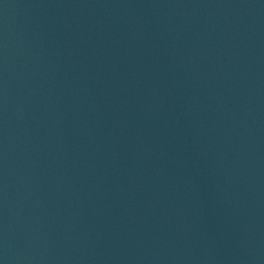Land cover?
<instances>
[{
  "label": "water",
  "instance_id": "95a60500",
  "mask_svg": "<svg viewBox=\"0 0 264 264\" xmlns=\"http://www.w3.org/2000/svg\"><path fill=\"white\" fill-rule=\"evenodd\" d=\"M0 264H264V0H0Z\"/></svg>",
  "mask_w": 264,
  "mask_h": 264
}]
</instances>
